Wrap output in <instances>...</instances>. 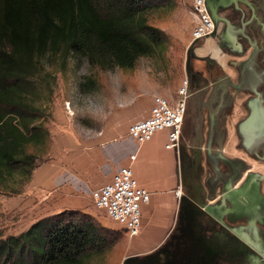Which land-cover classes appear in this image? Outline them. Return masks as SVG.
<instances>
[{
    "label": "crops",
    "instance_id": "crops-1",
    "mask_svg": "<svg viewBox=\"0 0 264 264\" xmlns=\"http://www.w3.org/2000/svg\"><path fill=\"white\" fill-rule=\"evenodd\" d=\"M246 1L247 4L239 3L238 9H235L233 5L228 8L220 6L217 11L218 25H216L215 35L203 38L192 46L188 43L192 30L190 16L186 14L183 19H180L183 21L181 23L183 25H180L179 22L171 25L170 30L166 31L170 41L166 39L156 49L157 51L162 48V55H164L165 60L155 62V68L182 69L174 82L170 83L169 81L170 87L173 89L168 91L164 85L163 91L156 94L145 93L144 96L134 99L127 108H116L113 111L114 118L131 123L138 118L146 117L149 115L156 95L167 97L171 103L175 104L182 81L188 77L190 79L188 106L194 126L196 114L192 98L200 85L193 75L200 73L204 78L213 81L207 65L210 60L215 62L211 68L217 76L216 83L222 82L226 78L238 81L243 75L246 81H249L239 93L241 99L236 100L233 107L225 106L228 96L222 98L220 102H215V105L212 106L216 120L223 118L224 115L229 120L228 128L231 129V132L225 140L224 147L232 156L237 157L235 152L239 147V140L235 137L236 133L232 126L244 111L242 103L245 98L253 97V91L250 89L255 80L256 64L252 57V46L259 40H264V34H260L259 26L264 22V0ZM225 14L229 16L228 27L230 30L228 31V39L224 40L222 34L224 29L228 27L221 20V17ZM166 26H168L167 23ZM242 28L245 30L243 36L247 35L249 40L251 39L250 41L241 35ZM182 32L184 33L183 36L180 35ZM207 111V109L203 111L204 116H206ZM119 130L118 138H116L118 133L114 129V133L110 130L96 138L83 141L82 145L88 146L91 152L87 153L86 148H84V152L80 149L76 151L67 150L68 152L60 153V157L54 156L60 161L54 160L52 161L53 164L37 167L32 178L33 192L28 197L19 198L14 207L22 206L34 210L33 214L36 220L66 210L80 211L98 217V223H101L100 225L105 228L118 229L104 215V212H102L104 214L101 217L93 213L91 189L110 180L120 166L131 165L139 184L146 187L152 196L150 202L143 206L140 233L131 237L125 231L114 244L112 250L118 257L119 264H134L139 258L145 257L148 261L147 256L160 249L172 236L179 226L182 196L188 187L192 189L195 182L199 184V181H193L192 177L184 182L180 165V148L182 147V149H186L187 153H191L194 132L190 138L182 137L179 148L170 150L165 146L167 131L158 132L151 141L139 146L128 138L127 128L125 130L120 128ZM219 138H222L221 134ZM78 146L79 142L72 140L67 148H78ZM72 175H76V179ZM236 188H238V182L232 186L231 190L234 191ZM178 189L182 190L181 195L177 194ZM213 202L214 200H209L208 203L212 204ZM250 246L253 250L261 253L263 255L262 260H264V246L258 247L252 244Z\"/></svg>",
    "mask_w": 264,
    "mask_h": 264
},
{
    "label": "trees",
    "instance_id": "trees-1",
    "mask_svg": "<svg viewBox=\"0 0 264 264\" xmlns=\"http://www.w3.org/2000/svg\"><path fill=\"white\" fill-rule=\"evenodd\" d=\"M149 2L0 0V185L16 171L29 176L35 169L38 157L28 146L43 143L46 132L31 124L26 93L41 58L74 53L104 70L134 68L166 39L148 22ZM93 221L75 210L41 218L0 238V264H83L106 245L105 227Z\"/></svg>",
    "mask_w": 264,
    "mask_h": 264
},
{
    "label": "flooded vegetation",
    "instance_id": "flooded-vegetation-1",
    "mask_svg": "<svg viewBox=\"0 0 264 264\" xmlns=\"http://www.w3.org/2000/svg\"><path fill=\"white\" fill-rule=\"evenodd\" d=\"M239 3L247 4V1L208 0L212 14L220 6L228 8L233 5L238 9ZM221 20L226 27L229 26V16L225 14ZM259 26L260 34H264V22ZM243 28L240 31L242 36L245 33ZM229 30L230 27L224 29V40L228 39ZM243 37L247 41L251 40L247 35ZM252 50L256 64L255 80L250 89L253 97L245 99V113L235 121L233 130L241 137L238 146L247 155H252L260 166L251 165L243 156L234 157L225 149V140L231 132L228 128L229 120L225 115L216 120L212 111L215 102H220L225 96H228L225 106L233 107L235 101L241 99L239 93L249 81L243 75L238 81L226 78L216 83L217 76L211 68L215 62L209 60L207 65L213 81L200 73L193 75L200 85L192 98L196 114L193 146L191 153L181 149L180 165L185 172L191 171L193 181L201 178L206 187V195L210 197L209 200H214L213 213L224 223L216 224L202 209L195 215L189 206L182 203L179 226L160 249L147 256L158 255L161 257L159 264H256L254 259L258 258V264H264L262 254L250 246H264V170L260 169L264 166V40H259L252 46ZM206 109L208 111L204 116L203 111ZM237 182L242 195L238 203L232 206L226 194L229 186L232 188ZM197 188L195 182L191 189L194 195L197 194ZM191 190L188 187L187 191ZM244 253L247 255L244 256ZM145 261V257L139 258L134 264H144Z\"/></svg>",
    "mask_w": 264,
    "mask_h": 264
},
{
    "label": "rangeland",
    "instance_id": "rangeland-1",
    "mask_svg": "<svg viewBox=\"0 0 264 264\" xmlns=\"http://www.w3.org/2000/svg\"><path fill=\"white\" fill-rule=\"evenodd\" d=\"M150 2L147 11L148 22L160 28L166 34L167 41L170 40H168L166 31L177 22L183 25L180 19H183L186 14L190 16L192 29L195 26L196 19L192 11L193 0H150ZM180 35L183 36L184 33ZM162 52L160 48L153 55L141 57L134 68L116 67L109 70L94 67L87 58L74 53H68L65 57L43 56L39 61V71H36L29 81L32 91L26 93L27 102L32 107L31 124L42 126L43 131L46 132L43 135V143H31L28 146V150L38 157L35 169L44 164H53L54 160L60 161L56 157H60V153L68 152L67 150L80 149L84 152L86 148L87 153L91 152L88 146L82 145V142L108 133L110 130L114 133L115 129L118 133L116 138H118L119 129H128L132 122L116 120L113 115L116 108H127L134 99L144 96L145 93L156 94L163 91L164 85L168 91L173 89L170 83L175 81L174 79L178 77L182 69L155 68V62L165 60ZM245 105L246 100L242 103L244 111L241 115L245 113ZM189 112L188 106L182 122L181 140L183 136L192 137L194 132ZM234 127L233 124L232 128ZM234 132L240 142L241 137L236 130ZM72 140L79 142L78 148H67ZM235 153L247 158L251 165L260 166L259 162H256L252 155H247L240 146ZM260 169L264 170V166ZM34 170L29 176L23 171H16L11 177H6L7 179L0 185V238L19 235L39 220L35 219L34 210L22 206L14 207L19 198L28 197L33 192ZM102 212L104 211L93 207V213L97 216L101 217L104 214ZM90 216L92 220H95L93 222H98V217ZM107 218L118 229L105 228L104 251L99 253L97 250L91 257L86 258L83 264H119L112 247L117 237L122 236L125 230L121 225Z\"/></svg>",
    "mask_w": 264,
    "mask_h": 264
},
{
    "label": "built area",
    "instance_id": "built-area-1",
    "mask_svg": "<svg viewBox=\"0 0 264 264\" xmlns=\"http://www.w3.org/2000/svg\"><path fill=\"white\" fill-rule=\"evenodd\" d=\"M196 23L191 31L190 46L216 33V23L208 0H193ZM190 79L184 78L178 90L175 104L162 95L154 97L149 115L138 118L129 125L128 138L141 146L161 131H167V149L179 148L182 136V122L188 107ZM76 179V175H72ZM72 183V178H71ZM178 189L177 194L181 195ZM152 193L140 185L131 165L120 166L110 180L91 189L93 206L104 211L112 221L121 225L133 237L142 229L143 206L150 202Z\"/></svg>",
    "mask_w": 264,
    "mask_h": 264
},
{
    "label": "water",
    "instance_id": "water-1",
    "mask_svg": "<svg viewBox=\"0 0 264 264\" xmlns=\"http://www.w3.org/2000/svg\"><path fill=\"white\" fill-rule=\"evenodd\" d=\"M212 16L215 20L216 25H218L217 11H214ZM181 149L182 148H180V151H181ZM191 177H192L191 171L188 170L187 172H185L184 170H182V179L184 180V182ZM197 179L199 181L197 192H196L197 194L194 195L192 193L193 190H191V189H190L191 191H186L181 198V204L185 203L187 206H189L190 210L193 211L192 213L195 215L197 214L198 210L202 209V212L211 216L215 220L216 224L223 225L224 222L222 220H220L216 214L213 213V209H212V207H214L213 204L208 203V200L210 197L208 195H206L205 185L203 184L201 178L200 179L197 178ZM186 184H188V183H186ZM240 191H241L240 188H236L235 191H232L230 186H229L228 194H226V195H227L230 203L232 204V206H235L238 203V200H239L240 196L242 195ZM240 200L243 201V199H240ZM195 215H193V216H195ZM216 246L217 245H214L213 247H216ZM246 255L247 254L244 253V256H246ZM262 257H263V255H262ZM148 258H149V259H147L148 261H145L144 264H159L161 261L160 257H158V255L156 257H148ZM254 261L256 262V264H258L260 262L259 258L254 259Z\"/></svg>",
    "mask_w": 264,
    "mask_h": 264
}]
</instances>
